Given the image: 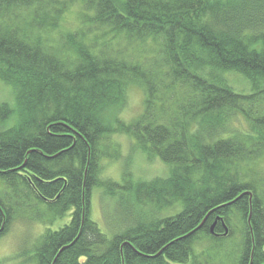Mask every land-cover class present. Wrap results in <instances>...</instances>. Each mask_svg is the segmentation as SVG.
Returning a JSON list of instances; mask_svg holds the SVG:
<instances>
[{
  "label": "trees",
  "instance_id": "obj_1",
  "mask_svg": "<svg viewBox=\"0 0 264 264\" xmlns=\"http://www.w3.org/2000/svg\"><path fill=\"white\" fill-rule=\"evenodd\" d=\"M0 83V239L70 216L21 264H264V0H0ZM130 86L145 100L127 123ZM120 133L165 179L101 177Z\"/></svg>",
  "mask_w": 264,
  "mask_h": 264
},
{
  "label": "rangeland",
  "instance_id": "obj_2",
  "mask_svg": "<svg viewBox=\"0 0 264 264\" xmlns=\"http://www.w3.org/2000/svg\"><path fill=\"white\" fill-rule=\"evenodd\" d=\"M85 21L79 7H75L66 15L62 30L68 32L77 29ZM229 81L237 92L249 91L245 80L238 75L229 76ZM11 89L0 83V101H9L12 97ZM144 93L138 86H130L127 90V104L122 111L121 118L129 123L144 110ZM112 143L118 146L117 159L102 161L101 177L122 183L125 174L131 175L135 180L151 181L158 177L168 175L167 167L160 160H148L143 153L134 148V141L125 134L111 136ZM264 167V164L262 165ZM101 189H96L92 199V219L103 230L114 228L115 201L103 194ZM42 208V207H41ZM67 216L64 220L53 225H44L42 222L27 217L18 218L10 227L4 237L0 239V264H21V256H30L34 252L37 239L45 231V227L58 229L69 222ZM235 238V237H234Z\"/></svg>",
  "mask_w": 264,
  "mask_h": 264
},
{
  "label": "water",
  "instance_id": "obj_3",
  "mask_svg": "<svg viewBox=\"0 0 264 264\" xmlns=\"http://www.w3.org/2000/svg\"><path fill=\"white\" fill-rule=\"evenodd\" d=\"M246 194H248V193H244V194H242V195H240L238 198H240V197H242L243 195H246ZM237 198V199H238ZM251 200H252V196L250 195V202H251ZM250 218H251V215H250V217H249V222H250ZM204 223V222H203ZM203 223L201 224V226L203 225ZM215 225L216 224H214V226L211 228V230L210 231H212V233H214V227H215ZM200 226V227H201Z\"/></svg>",
  "mask_w": 264,
  "mask_h": 264
}]
</instances>
